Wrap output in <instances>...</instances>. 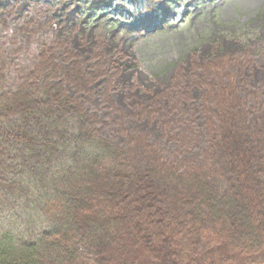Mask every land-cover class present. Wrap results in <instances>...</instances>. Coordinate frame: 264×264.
<instances>
[{
  "label": "trees",
  "instance_id": "16d2710c",
  "mask_svg": "<svg viewBox=\"0 0 264 264\" xmlns=\"http://www.w3.org/2000/svg\"><path fill=\"white\" fill-rule=\"evenodd\" d=\"M101 77L113 106L98 60L0 84V217L26 234H0V264H264V123L244 99L206 89L207 164L183 172L143 139L104 140L56 82L86 92Z\"/></svg>",
  "mask_w": 264,
  "mask_h": 264
},
{
  "label": "rangeland",
  "instance_id": "374dc122",
  "mask_svg": "<svg viewBox=\"0 0 264 264\" xmlns=\"http://www.w3.org/2000/svg\"><path fill=\"white\" fill-rule=\"evenodd\" d=\"M95 60L111 73L113 106L103 77L86 92L56 82L98 116L104 140L143 139L183 172L207 164L210 86L232 89L248 122L264 123V0H0V84L40 79L53 63L89 72ZM5 221L0 234L26 237Z\"/></svg>",
  "mask_w": 264,
  "mask_h": 264
}]
</instances>
